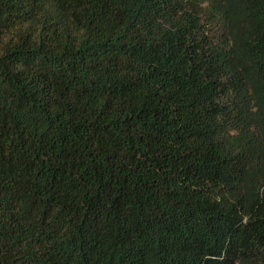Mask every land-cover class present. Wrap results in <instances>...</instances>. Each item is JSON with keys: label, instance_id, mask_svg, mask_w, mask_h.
<instances>
[{"label": "trees", "instance_id": "obj_1", "mask_svg": "<svg viewBox=\"0 0 264 264\" xmlns=\"http://www.w3.org/2000/svg\"><path fill=\"white\" fill-rule=\"evenodd\" d=\"M0 264H264V0H0Z\"/></svg>", "mask_w": 264, "mask_h": 264}]
</instances>
